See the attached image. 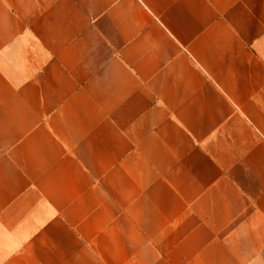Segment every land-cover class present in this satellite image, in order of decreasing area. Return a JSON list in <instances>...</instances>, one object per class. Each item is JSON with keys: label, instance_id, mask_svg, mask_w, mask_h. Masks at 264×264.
<instances>
[{"label": "crops", "instance_id": "0c3cea01", "mask_svg": "<svg viewBox=\"0 0 264 264\" xmlns=\"http://www.w3.org/2000/svg\"><path fill=\"white\" fill-rule=\"evenodd\" d=\"M0 264H264V0H0Z\"/></svg>", "mask_w": 264, "mask_h": 264}]
</instances>
